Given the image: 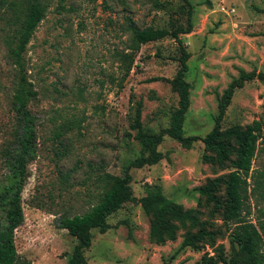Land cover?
I'll list each match as a JSON object with an SVG mask.
<instances>
[{
	"label": "rangeland",
	"instance_id": "374dc122",
	"mask_svg": "<svg viewBox=\"0 0 264 264\" xmlns=\"http://www.w3.org/2000/svg\"><path fill=\"white\" fill-rule=\"evenodd\" d=\"M189 2L194 6V29L182 38L191 53L186 80L192 88L184 131L204 137L214 127L228 86L242 73H264V0ZM188 9L185 0H49L47 17L26 54L28 74L38 90L30 103L38 118V150L28 166L22 195L26 218L15 231L20 264H67L76 239L59 226L58 218L83 214L98 202L100 172L122 175L132 160L149 155L136 138L138 131L131 128L139 105L147 133L170 126L179 101L174 78L180 67L179 44L167 36L132 52L127 47L131 40L127 23L132 18L140 27H186ZM9 14L0 10V181L7 173L1 152L12 138L16 120ZM127 53L133 54V63ZM255 120L264 122L260 77L246 80L236 90L223 126ZM260 142L255 172L264 171V140ZM158 150L163 153L158 163L130 169L137 200L109 217L107 232L92 230V246L84 250L88 264H200L219 246L229 262L233 248H238L223 217L212 214L199 191L209 180L226 176L231 165L207 161L205 155L212 153L202 140L187 148L165 136ZM249 182L247 203L252 213L247 217L255 222L262 189L252 179ZM155 184L185 208H199L200 221L209 223L214 237H203L197 248L183 247L188 229L181 228L174 241H152L155 215L147 213L142 199ZM220 193L225 196V187Z\"/></svg>",
	"mask_w": 264,
	"mask_h": 264
},
{
	"label": "trees",
	"instance_id": "16d2710c",
	"mask_svg": "<svg viewBox=\"0 0 264 264\" xmlns=\"http://www.w3.org/2000/svg\"><path fill=\"white\" fill-rule=\"evenodd\" d=\"M185 1L189 5L186 27L172 29L140 27L132 18H128L127 30L131 34V40L127 47L132 52L138 51L144 44L167 36L174 38L179 44L180 67L174 77L179 88L178 107L171 116L169 127L159 133H147L141 121L142 109L139 105L131 128L138 131L136 138L141 141L149 155L143 153L132 160L122 175L100 172L97 180L102 191L98 202L83 214H62L58 218L59 226L67 229L76 239L67 264H88L84 250L92 246L94 237L92 230L107 232L111 228L109 217L122 209L126 203L137 200L131 185L133 176L130 169L158 163L163 158L158 146L165 136L173 138L187 148L194 142L202 140L207 150L212 153L211 156L205 155L207 161L222 166L231 165V171L226 176L209 180L199 188V191L205 197V202L212 206V214L217 213L223 217L238 248H233L229 262L224 247L219 246L214 256H205L200 264H264V171L255 172L253 168L260 140H264V122L255 120L247 125L234 124L227 128L223 126L227 109L236 90L242 88L248 79L256 77L264 79V73H242L241 78L234 80L224 91L219 101L213 129L204 137L186 135L184 122L191 104L192 88L186 76L191 53L187 50L182 35L193 32L194 6L189 0ZM155 5L161 6L159 2H155ZM48 9L49 0H0V10L10 12L6 19L11 31L8 57L15 68L11 104L16 116L12 138L1 152L2 165L7 173L0 181V264L21 263L15 231L26 218L22 195L29 176L28 166L37 156L38 150V118L30 107V103L38 97V90L29 77L26 54L37 29L47 17ZM126 56L130 60L129 63L134 62L132 53H127ZM129 71L128 66L127 73ZM250 179L262 189L260 201L262 204H255L259 211L255 222L247 217L252 213V206L247 203ZM149 187L150 190L142 201L147 213L155 215L150 230L152 241L158 244L174 241L178 238L181 228L188 229L183 247L197 248L203 237H214V231L210 230L209 223L200 221L199 208H185L168 198L163 193L162 185L155 184ZM222 187H225V196L220 193ZM201 203L200 200L198 207Z\"/></svg>",
	"mask_w": 264,
	"mask_h": 264
}]
</instances>
